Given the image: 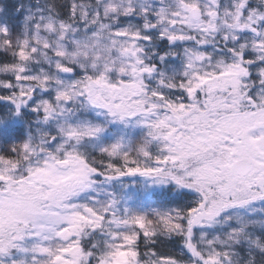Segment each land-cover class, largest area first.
I'll return each mask as SVG.
<instances>
[{
    "label": "snow or ice",
    "instance_id": "6c2138e0",
    "mask_svg": "<svg viewBox=\"0 0 264 264\" xmlns=\"http://www.w3.org/2000/svg\"><path fill=\"white\" fill-rule=\"evenodd\" d=\"M0 264H264V0H0Z\"/></svg>",
    "mask_w": 264,
    "mask_h": 264
}]
</instances>
